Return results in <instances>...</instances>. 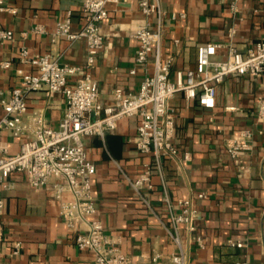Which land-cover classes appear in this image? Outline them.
<instances>
[{
  "label": "crops",
  "instance_id": "crops-1",
  "mask_svg": "<svg viewBox=\"0 0 264 264\" xmlns=\"http://www.w3.org/2000/svg\"><path fill=\"white\" fill-rule=\"evenodd\" d=\"M83 1L11 0L17 11L0 13V27L14 32L13 39L0 43V59L13 62L10 68H0L1 89L10 94L20 83L18 69L37 72L36 66L20 61L23 47L30 55L50 53L62 64H85L84 39L52 40L51 36L56 20L65 18L69 10L73 29L82 26ZM161 2L166 11L161 52L163 56H175L173 80L177 69L185 71L195 66L198 44H222L217 58H225L226 45L230 42L245 51L264 34V0H240V10L235 16L230 12L229 0ZM146 21L137 0H132L111 6L108 18L100 23L104 46L95 66L84 70L98 80L103 103L113 101L117 86L137 91L146 73L153 71L154 54L147 67L136 62L139 41L133 31ZM150 21L156 25L157 17ZM37 24H43L47 32H33ZM176 39H179L177 44ZM131 68H136L137 73L131 74ZM261 95H264V74L233 73L218 84L214 108H205L196 99L188 100L182 91L171 99L176 116V141L181 152H190L191 159L180 164L164 156L165 183L173 201L194 198L199 208L197 232L206 241L200 247L184 239L187 264H237L243 259L249 264H264V120L256 112ZM27 101L25 119L42 111L51 126L59 125L66 107L64 93L49 95L44 90L32 91ZM3 114L0 104V118ZM138 123V116L126 117L104 136L84 137L96 165L93 176L96 217L116 245L128 254L131 264H171L169 255L177 247L167 230L170 222L162 178L155 173L154 187L142 188L140 192L131 183L150 159L133 142ZM245 129L252 132V148L234 158L228 151V142ZM23 139L9 129L0 131V142L11 153L20 150ZM199 192L206 196L198 198ZM0 197L5 200V210L0 215V229L4 232L0 259L4 264H97L94 252L76 245L75 233L61 217L50 186L34 188L24 172L14 171L8 187L0 188ZM229 238L243 240L247 245L232 246L227 242ZM17 241L21 242V250L13 254ZM156 252L163 257L153 262Z\"/></svg>",
  "mask_w": 264,
  "mask_h": 264
},
{
  "label": "built area",
  "instance_id": "built-area-1",
  "mask_svg": "<svg viewBox=\"0 0 264 264\" xmlns=\"http://www.w3.org/2000/svg\"><path fill=\"white\" fill-rule=\"evenodd\" d=\"M132 0H84L82 4L83 24L73 29L72 12L69 10L63 19H57L51 33L52 40L84 39L87 44L85 64H62L50 53L30 55L26 47L21 49L20 61L37 67V72H24L18 69L20 83L10 94L0 88V104L4 114L0 118V131L9 129L14 136L23 137L20 150L11 153L0 142V188H7L12 172H24L28 183L34 188L50 186L52 197L58 201L60 215L66 225L75 233V243L79 248L94 252L97 264H131V260L106 232L103 222L96 217L97 202L93 195V176L96 165L89 156L84 137L104 136L117 128L118 122L126 117L138 116L139 123L133 142L138 151L150 157L144 163L143 171L131 183L140 192L142 188L152 189L155 173L162 178L164 200L170 226L167 228L177 250L169 255L171 264H187L188 256L184 249L186 242H196L200 247L206 244L202 234L197 232L199 208L193 197H182L173 201L165 183L163 157L168 156L178 163L191 159L190 152H181L176 141V116L171 99L183 92L188 100L196 99L205 108H214L218 84L229 74H264V34L241 51L234 42L227 44L225 58H217L222 44L203 42L197 46L194 67L185 71L177 69L175 79L171 78L175 56L162 55L164 37V16L161 0H137L142 14L147 18L144 24L133 31L139 45L136 62L147 67L151 54H154V68L146 73L137 91H126L117 86L113 90V101L103 103L100 99L99 82L90 71L97 62L104 46L105 36L100 32V23L108 18L113 5ZM240 0H229L233 16L240 10ZM11 0H0V13H15ZM157 17L156 25L150 18ZM175 17V14H173ZM182 16H185L182 13ZM33 32L45 33L46 27L37 24ZM11 29L0 27V43L13 39ZM179 43V39L175 40ZM13 62L0 59V68L7 69ZM137 73L136 68L129 70ZM44 90L53 95L64 93L66 107L57 127L51 126L44 112L36 111L30 119L23 117L28 110V94ZM234 109L235 106H229ZM257 116L264 120V95L257 100ZM252 132L242 130L228 142V151L234 158L252 148ZM206 194L199 192L198 198ZM5 200L0 197V215L4 213ZM86 224V227L83 224ZM185 233L186 237H183ZM4 232L0 229V242ZM232 246H246L240 239L229 238ZM21 242L14 244L12 253L18 254ZM163 254L156 252L153 262H158ZM0 264H4L0 259ZM237 264H249L246 259Z\"/></svg>",
  "mask_w": 264,
  "mask_h": 264
}]
</instances>
